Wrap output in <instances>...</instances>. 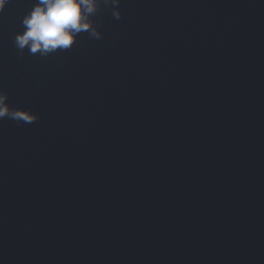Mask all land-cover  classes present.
<instances>
[{"label": "water", "instance_id": "95a60500", "mask_svg": "<svg viewBox=\"0 0 264 264\" xmlns=\"http://www.w3.org/2000/svg\"><path fill=\"white\" fill-rule=\"evenodd\" d=\"M0 11V264H264V0H97L46 57ZM119 13V19L115 13Z\"/></svg>", "mask_w": 264, "mask_h": 264}, {"label": "clouds", "instance_id": "9594fccd", "mask_svg": "<svg viewBox=\"0 0 264 264\" xmlns=\"http://www.w3.org/2000/svg\"><path fill=\"white\" fill-rule=\"evenodd\" d=\"M116 3L119 0H115ZM6 0H0V11ZM97 11V0H37L31 12L22 21L24 31L15 37V45L23 54L46 57L57 51L70 50L83 33L88 32L93 38L99 39L91 17ZM119 19V13H115ZM0 95V119L5 117L33 122L36 117L13 110Z\"/></svg>", "mask_w": 264, "mask_h": 264}]
</instances>
